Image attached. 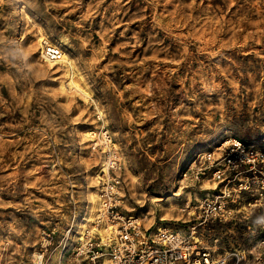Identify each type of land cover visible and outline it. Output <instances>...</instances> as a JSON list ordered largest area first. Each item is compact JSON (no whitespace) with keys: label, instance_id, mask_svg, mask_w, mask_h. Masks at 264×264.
Masks as SVG:
<instances>
[{"label":"rangeland","instance_id":"rangeland-1","mask_svg":"<svg viewBox=\"0 0 264 264\" xmlns=\"http://www.w3.org/2000/svg\"><path fill=\"white\" fill-rule=\"evenodd\" d=\"M102 128L122 214L181 227L193 160L229 138L264 150V0H0V264H78L72 236L111 150L84 133ZM241 229L210 233L250 259Z\"/></svg>","mask_w":264,"mask_h":264},{"label":"built area","instance_id":"built-area-1","mask_svg":"<svg viewBox=\"0 0 264 264\" xmlns=\"http://www.w3.org/2000/svg\"><path fill=\"white\" fill-rule=\"evenodd\" d=\"M42 51L51 61H57L61 55L55 46L46 45ZM217 148L218 152L200 154L182 172L193 188L189 191L190 199L181 208L185 216L182 226L156 230L146 228L138 216L122 214L124 191L120 175L116 174L121 168L119 151L114 146L109 152L101 151L105 154L101 164H107L108 173L104 178L98 175L100 206L96 223L106 218L110 229L104 236L96 230L84 234L72 261L78 264H264V150L236 138L227 139ZM230 223L241 225L242 235L256 237L250 259L247 248H233L222 243L216 233L211 236L216 226Z\"/></svg>","mask_w":264,"mask_h":264},{"label":"bare ground","instance_id":"bare-ground-1","mask_svg":"<svg viewBox=\"0 0 264 264\" xmlns=\"http://www.w3.org/2000/svg\"><path fill=\"white\" fill-rule=\"evenodd\" d=\"M35 42L39 43L40 55H41L42 59H44L45 61H48V62L50 61V64H52V65L60 64V66H62V67H67L66 68L67 72H68L69 68L73 67L72 61H71L68 53L66 52V49L63 47L64 44H62L61 41H58L57 43L50 42V40H48L43 34H40L39 36H37V41H35ZM46 45L47 46H55L61 50L60 58L57 61H51V60H48L45 58L42 49H44V47ZM67 79L69 80V82H68L69 86H74V88L76 87V89H78L79 86H78V84L75 83V81L73 80L74 78L72 77V75L70 73L67 75ZM84 134L86 136H88L91 141H94L95 145H97L99 142L102 143V139H101V137H102L104 139V142H105L107 148L111 149L109 142L111 143L112 140L109 141L110 136L107 134V131L104 128H102V130H100L99 132L85 131ZM105 152H107V150ZM102 173H104L103 177L101 176ZM107 173H108L107 164H105V163L101 164L97 174L98 175L100 174V178H104V175H106ZM208 187H211L209 183H208ZM189 199H190V196H189ZM99 206H100V195H99L97 189H94L91 191V194L89 195V206L87 208L85 215L80 219V222L77 225L76 232L72 236V240H71L72 242H78L79 240L84 239L83 235L85 232H92V231L96 230L98 234H100L101 236H104L106 234V232L109 231L110 227H108V226L110 225V223L108 222V220L106 218H104L100 221L98 220L99 223H96V221H97L96 220V212L99 209ZM130 210H133V208H130ZM142 219H144L143 221L145 222L146 228L152 229V227L155 226V222L151 221L150 217L144 216ZM165 219L166 218H162V221ZM103 221H105V224ZM163 224L164 223H162V222L157 224L155 226V229H153V230H156L157 228L158 229L166 228V227H164ZM167 227H169V225H167ZM39 257H40V255H39Z\"/></svg>","mask_w":264,"mask_h":264}]
</instances>
